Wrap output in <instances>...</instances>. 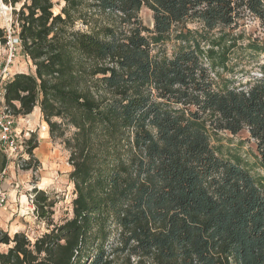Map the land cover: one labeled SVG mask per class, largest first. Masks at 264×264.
I'll return each mask as SVG.
<instances>
[{"label": "trees", "instance_id": "obj_1", "mask_svg": "<svg viewBox=\"0 0 264 264\" xmlns=\"http://www.w3.org/2000/svg\"><path fill=\"white\" fill-rule=\"evenodd\" d=\"M0 2L14 7L36 68L6 82L5 102L16 117L40 107L53 138L74 129L65 145L76 194L73 217L56 224V201L36 189L49 231L32 242L0 229V245L12 244L0 264H264V182L212 146L220 132L248 130L264 169V65L247 86L219 83L222 42L206 49L187 26L252 16L264 34V0H65L59 13L53 0ZM173 32L177 49L157 50ZM249 46L264 53L258 39ZM38 147L33 133L27 152Z\"/></svg>", "mask_w": 264, "mask_h": 264}, {"label": "rangeland", "instance_id": "obj_2", "mask_svg": "<svg viewBox=\"0 0 264 264\" xmlns=\"http://www.w3.org/2000/svg\"><path fill=\"white\" fill-rule=\"evenodd\" d=\"M53 1L55 3L54 12L59 13L65 5V0ZM85 1L91 4L94 0ZM5 5L7 6L6 12L2 13L0 11V30L2 34L5 32L9 35L14 7L9 4ZM1 6L2 2H0ZM19 6H17V9H19ZM89 11H91L89 7H84V12L88 13ZM94 15L93 21L100 23L103 16L96 12ZM139 15L146 26L153 27V12L150 9L143 7ZM187 26L192 30L203 33L210 39L209 42L203 43L206 49L211 47L212 43L210 44V41L219 39L222 42L223 48L221 45L214 44L218 53H221L217 54L218 58L226 62L225 67L215 66L216 71L212 72L213 77L219 83L225 81L234 86H247L254 79L262 76L261 67L264 65V53L255 52L249 46V43L254 39H258L261 45H264L262 28L259 21L254 17L248 16L235 26L218 27L210 31L200 21H189ZM77 27L88 29V26L81 21L77 22ZM177 29H180V25ZM174 36L175 32L172 34L171 41L161 48H157V50L164 49L169 54L173 53L177 49V41ZM7 64L11 76L19 72L35 73L36 69L32 60L21 50H18L11 57L8 48L2 45L0 49V73ZM35 111L37 109L27 116H19L17 122L24 130L27 127L33 128L39 146L42 142L43 148L44 146L46 148L35 150L34 156L29 154L25 160L21 158L20 166H16L0 153V170L4 167L7 169L6 173L3 172L0 185L11 192V197H13L8 205L2 207L5 208V211L2 212L1 217H4L9 225L8 230L0 229L7 231L11 237L14 236V230L16 229L18 232L25 233L32 242L49 231L47 222L40 219L36 214L33 202L36 195L35 190L45 191L56 201L53 215L56 224L63 223L73 217V200L76 197L74 183L69 178V174L73 169L69 162L70 151L65 145V138L71 136L74 129L69 128L65 138H53L42 112L37 115L34 114ZM30 122H32V125H30ZM212 146L220 156L238 161L250 170L257 180L264 182V169L258 162L256 141L251 138L248 130H243L238 134L226 131L220 132L212 138ZM28 162H31L30 168H27ZM23 196H26L24 198L25 202H23ZM12 224L19 225L20 228H12ZM11 245H0V252H7Z\"/></svg>", "mask_w": 264, "mask_h": 264}, {"label": "built area", "instance_id": "obj_3", "mask_svg": "<svg viewBox=\"0 0 264 264\" xmlns=\"http://www.w3.org/2000/svg\"><path fill=\"white\" fill-rule=\"evenodd\" d=\"M13 17L11 16V28L9 35H7L6 47L13 57L18 50H20L19 39L13 27ZM9 64V63H8ZM8 64L2 69L0 73V152L16 166H20V159H27L29 153V140L32 137L33 128L27 127L22 129L17 122L18 117L11 113L10 108L5 102V89L4 86L8 80L12 78L11 73L8 71ZM9 193L3 187H0V208L8 204ZM34 210V207H33Z\"/></svg>", "mask_w": 264, "mask_h": 264}, {"label": "crops", "instance_id": "obj_4", "mask_svg": "<svg viewBox=\"0 0 264 264\" xmlns=\"http://www.w3.org/2000/svg\"><path fill=\"white\" fill-rule=\"evenodd\" d=\"M37 109V111H35V113L34 114H37V115H39V114H41V109H40V107H37V108H35V110ZM30 125H32V122H30ZM41 144H40V146L37 148V149H35V150H40V148L41 149H44V148H46V146H44V148H43V144H42V142H40ZM47 143L45 142V145H46ZM1 153V152H0ZM3 154V153H2ZM6 170V171H5ZM3 172L4 173H6L7 172V169H6V167H4L3 169H1L0 170V179L1 178H3ZM6 180V179H5ZM0 187H2L1 185H0ZM6 188V187H5ZM9 193V199H8V203H9V201L10 200H13L12 198L13 197H11V195H12V193L11 192H8ZM26 196H23V202H25V198ZM15 200V199H14ZM8 205V204H7ZM3 211H5V208H1L0 209V228H4L5 230H8V224H7V222H6V220H4V217H1V215L3 214L2 212ZM15 227H17V228H20V226L19 225H13L12 224V228H15ZM16 232H18V230H14V233H16Z\"/></svg>", "mask_w": 264, "mask_h": 264}, {"label": "bare ground", "instance_id": "obj_5", "mask_svg": "<svg viewBox=\"0 0 264 264\" xmlns=\"http://www.w3.org/2000/svg\"><path fill=\"white\" fill-rule=\"evenodd\" d=\"M6 9H7V6L2 2V6L0 7V11L2 13H5L6 12ZM31 117V116H30Z\"/></svg>", "mask_w": 264, "mask_h": 264}, {"label": "water", "instance_id": "obj_6", "mask_svg": "<svg viewBox=\"0 0 264 264\" xmlns=\"http://www.w3.org/2000/svg\"><path fill=\"white\" fill-rule=\"evenodd\" d=\"M0 1H2V0H0Z\"/></svg>", "mask_w": 264, "mask_h": 264}]
</instances>
